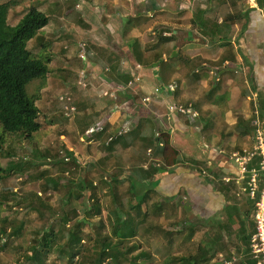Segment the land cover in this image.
I'll use <instances>...</instances> for the list:
<instances>
[{
	"label": "trees",
	"instance_id": "16d2710c",
	"mask_svg": "<svg viewBox=\"0 0 264 264\" xmlns=\"http://www.w3.org/2000/svg\"><path fill=\"white\" fill-rule=\"evenodd\" d=\"M246 1L204 0L203 3L196 2L194 5L196 19H192L191 23L195 27L198 26L203 39L209 41L207 46L211 48L219 43H225L229 48L215 63L217 68L228 60L234 62L236 54L231 42L233 35L236 34L237 39H244L250 28L251 10H246ZM255 2L264 12V0H255ZM18 4L19 2L15 0H0V246H2L1 242L4 243L0 253L7 252L11 244L20 240L21 264H146L145 261L153 254L146 248L143 249L142 244L137 243L135 239L143 229L145 232L142 236L157 235V231L149 227L145 228L149 220H155L158 213L156 211L163 208L158 205L159 197L152 186L157 176L174 170L182 162L181 154L172 145L170 134L158 132L151 118L138 117L134 127L128 132L117 129L105 118L106 120L102 121L103 126L96 130L97 133L88 134L89 141L95 143V148L101 156L86 162L81 170V174L84 172L85 177L87 174L89 178L84 187L85 192L75 188L77 187L75 174L78 173L76 170L78 167L72 170L65 163L59 164L58 168L63 169L65 174L56 179L47 177L49 189L60 195L59 203L56 202L57 206L50 208L55 225L42 224L43 226L38 230H31L35 222L33 216L40 215L34 205L37 203L41 207L50 205L45 200L39 201L32 194L21 199L11 189L5 192L7 186L4 185L7 184V180L15 175L23 176L30 168H34L32 159L37 157V150L32 147H38L39 150L45 124L56 125L57 121H60L58 118L40 121L41 112L38 104L41 101V91L46 89L47 82L54 75L55 70L61 74V80L67 78L65 77L67 69L50 68L52 54L43 46V38L39 36L40 32L53 21L52 17L32 7L21 12L18 21L13 23L10 13ZM228 6L231 11L237 13L240 22L238 30L231 16L224 17L222 22L220 20L223 16L219 14H225V10L229 9ZM141 13L139 16L127 18L125 24L123 23L124 38L132 29L152 21L153 17H145L146 12ZM121 18L124 19L123 16ZM160 29L161 40L158 44H152L155 50L149 51V53L154 51L151 57L145 54L138 40L131 39L129 47L142 68H153L156 71L158 85H169L177 71L173 65L177 57L174 53L177 38L175 40L173 37L178 32L172 31L173 37L167 38L163 34L167 27L160 26ZM188 35L191 39L192 35ZM32 41L39 42L41 46L34 45L29 48ZM98 48L100 55L97 56L100 57L93 56L92 50ZM105 49L107 48L94 46L85 52L93 64L97 63L102 70H107L112 81H116L118 86L126 89L124 92L127 95L133 94L129 86L133 77L118 75L119 60L114 62V53ZM164 57H167V61ZM189 59H184L186 61L183 71H188L196 77V70L205 60L201 56ZM179 72H182V69ZM254 73L255 68H249L247 77L252 92L247 96H253L257 92V109L263 114V93L257 91ZM69 75L73 78L72 73L69 72ZM185 75L188 77V74ZM33 82L38 87L35 93L30 94L28 87ZM80 85H83L82 82ZM75 111L67 108L64 117L69 118ZM95 117L94 114L89 120L87 118L86 126L91 121H96L93 120ZM253 121L254 117L243 123L242 131L238 133L237 138L244 140L248 137L249 129L246 128V124L252 127ZM21 142L29 144V147L20 149ZM90 149L92 150L87 147L86 155L92 158ZM21 155L31 160L26 161L24 157L20 158ZM49 156L55 159V155L48 150L45 152V157ZM148 157L152 161L145 165L140 163ZM65 162L69 161L65 159ZM212 173L215 175L213 185L228 200L225 218L217 222L211 230L214 233L213 237L205 234L199 242L195 241L189 245L187 254H178L175 250L168 249L160 264H222L224 261L219 258L220 254L230 262L234 253L239 258L236 264H259V260L251 252V239L256 229L254 202L242 197L250 206L249 221L246 217L235 229L237 206L232 207L229 202L230 194L237 199V187L233 182L224 181V174L220 169L213 170ZM47 174L44 172V176ZM133 179L141 183L140 186H135ZM85 196L87 201L81 202V198ZM7 203L9 207L15 208V212L7 211L6 214ZM104 212L107 213L105 220L102 217ZM39 218L42 219V215ZM104 222L110 224L109 232L102 229L101 225ZM86 229H89V232H86ZM49 257L53 260L51 261Z\"/></svg>",
	"mask_w": 264,
	"mask_h": 264
},
{
	"label": "crops",
	"instance_id": "0c3cea01",
	"mask_svg": "<svg viewBox=\"0 0 264 264\" xmlns=\"http://www.w3.org/2000/svg\"><path fill=\"white\" fill-rule=\"evenodd\" d=\"M149 1L156 6V4H161V1L165 0ZM193 1L195 3V0ZM182 2L181 0H174L169 6V12L178 14V12L183 11V9L185 10ZM248 5L249 4L246 3V10H251L250 28L244 39H237L238 36L234 34L231 41L235 49L236 59L233 57L235 59L234 62L228 60L219 68H217L215 63L218 62L222 54L229 50V48L225 46V43H219L210 48L207 46L209 41L206 39V44L203 41H201L202 45L199 44L201 48L195 41L189 39L190 36L188 34L192 35L195 28L191 23L192 19H196L194 6L193 9L186 10L184 14L172 16L174 19L166 16V13L164 16L159 15L161 12L155 10L153 6H150V9L145 13V17H153L152 21L146 25L132 29L129 31L126 38L123 36L124 28L121 29L122 31L117 30L119 27L118 23L113 24L111 18L108 19L104 17L102 19L105 28H110V33L113 34L112 38L108 36L107 46L105 47L107 49L105 50L114 53V62L119 60V70L117 74L131 75L133 77L132 82L138 83L139 86H141L140 82L142 81L141 78H139L140 76L136 78V81L135 76L132 75L129 68L126 72L120 70L123 57L119 55L118 52L124 53L125 58L127 56L129 57L126 58L128 62L127 67L132 65L129 64V61L132 59V63L135 64L133 66L141 69L142 67L137 63L134 56L128 55L130 52V40H138L143 46L144 52H146L145 54H149L151 57L154 51L150 53L149 51L155 50L152 44H158L161 40L160 26L167 27L163 33L167 38L173 37L172 31H174V33L178 32V34H175V37H173L175 40L177 38L176 50L174 51L177 57H175L176 60L173 64L177 71L172 77V83H169V85H158V80H156L157 83L154 82L152 84H143L142 82L141 88L144 90L142 101H144V103L147 101L146 105H143L141 101L139 102L136 98H133L132 95H124L127 94L124 92L126 89H122V87L117 85L116 81H112L111 77L106 75L109 73L107 70H102V67L97 63L95 65L100 68L99 73H103L102 76L105 77L108 81L107 83L111 85L112 88L122 89V92L118 90V95L123 94L122 100L125 105L124 107L127 109L124 110L125 116V114L122 113V109L119 108L121 110L120 117L123 119L125 117L130 127L126 126V128H123L119 123L116 124L117 121L114 122L112 117L110 118L108 115L106 119L117 129L128 132L134 127V122H136L138 117H149L153 120L158 132L170 134L173 147L181 154L182 162L180 165L168 173L157 176L152 186L159 197L158 205L163 207L161 210L159 209L156 211L158 213L152 223L162 224L163 220L168 223V229L164 231L165 235H168L165 236L166 238L164 239V242H166L165 247L168 248L171 246V248L168 249L175 250V253L178 254H187L189 245L193 244L195 241L199 242V240L203 239L205 234L213 237L214 233L211 230H213L217 222L225 218L228 200L213 185L212 182H215V175H213L212 172L213 170L220 169L224 174V178L226 176L234 178L237 175V170L232 166L230 161L231 155L236 151L251 146L250 138L257 128V120H260L264 126V113L261 114L257 109V92L253 94V96H247L248 93L252 92L251 83L247 77L249 68H255L254 79L256 85V74H258V80L260 82V86L257 85V91L263 93L264 101V85L261 82V77H264V68H262L263 62L260 61L263 56L262 54H264V12L257 6L254 7L255 9H247ZM114 7L115 5L108 7L107 11H105L103 7L100 9H103L102 11L109 16L111 15L109 9ZM229 7L230 6H228V8ZM143 13L144 12L141 14ZM187 15H189L188 19H184ZM219 15L222 16L221 14ZM116 16H118V18L122 17L117 13ZM224 17L226 16L221 18L222 21ZM119 21L122 22V20ZM185 22L188 24H185ZM179 26L183 27L179 28ZM154 31L156 32L153 33ZM197 33L199 35L197 42L199 43L203 38L199 28L196 34ZM119 35L121 38L123 37L126 39L125 46L120 49H118V45H114L115 43L113 42L117 40L116 37L120 38ZM180 41L182 43H180ZM204 49L207 51L206 53H204ZM167 50L172 49L167 48ZM194 51L196 52L193 53ZM208 52L210 55H207ZM197 56H201L205 61L198 67L195 72L196 77H194L188 71H185V73L183 67L187 59ZM184 59L186 60L184 61ZM164 60L167 61V57H164ZM196 61H198V59H196ZM59 68L62 67H57V69ZM181 69L182 72H179ZM152 71L155 70L153 69ZM185 74H188V77ZM156 75L157 74H155V76ZM132 82L129 85L130 87ZM157 89L160 90L159 93H155ZM113 94L112 96H114ZM188 101L189 104H187ZM249 107H251L252 112L247 113L246 108ZM116 108H118V105L115 104V110ZM178 108H183L185 112H179ZM112 115L115 117V114ZM253 117V126L251 127L249 124H246V128L249 129L248 137L244 140H240L237 137L238 133L242 131L243 123L250 121ZM100 156L101 154L99 153V157ZM149 161H152V159L150 158L149 160L148 157L144 158L140 163L145 165L148 164ZM133 182H135V186H140L141 184L134 179ZM230 195L231 200L229 199V204L231 203L232 207L237 206V217L234 219V223L237 224L235 229H237L239 224H242L243 219L245 220L246 217L248 219L250 206L247 203L248 201L242 198L243 196L239 195V191L236 195L237 199H235L232 194ZM213 210L214 215L209 219L199 213V211L209 213ZM149 212L151 211L149 210ZM185 215L188 216L187 219H184ZM172 225H174V228H171ZM205 225L211 226L208 227ZM175 235H180L183 238L174 239ZM184 246H186V248H184ZM219 258L223 259V263L229 262L226 261L221 254ZM234 258L239 260L236 253L232 255L231 261Z\"/></svg>",
	"mask_w": 264,
	"mask_h": 264
},
{
	"label": "rangeland",
	"instance_id": "374dc122",
	"mask_svg": "<svg viewBox=\"0 0 264 264\" xmlns=\"http://www.w3.org/2000/svg\"><path fill=\"white\" fill-rule=\"evenodd\" d=\"M15 1L19 2V4L10 13V19L13 23H16L18 21L19 14L21 12L32 7L40 9V11L47 14L50 18L52 17L53 21L46 29L40 32L39 36L43 38V46L48 48L47 51L52 54V63L50 65V68L55 69L57 67H62L67 69V73L65 74V77L67 78L64 80L60 79L61 74H58V71L55 70L54 75H52L47 82L46 89L41 91V101L38 104L41 112L40 121H48L50 119L56 118H58V120L60 121H57L56 125L45 124L46 128L39 142V150L38 147H32L37 150V157H34L32 159V161L34 162V168H30L27 174H24L23 176H13L12 179L7 180V184L4 185V187L7 186L8 188L5 189L6 193V190L11 189L14 194L21 199H25L27 198L28 194H32L33 196H36L39 201L45 200L50 205L47 207H41L38 203L34 205V207L36 206V208L40 212V215H42V219L39 218L40 215L35 214L33 216L35 222L31 227V230H38L43 226L42 224H51L53 226L56 223L52 218V210L50 208L52 206H57V203H59L58 200L60 198V195L54 190L49 189L47 177L56 179L58 176L65 174V171L63 169L58 168L59 164L65 163L72 170H75V168L78 167V169H76L78 173L75 174V181L77 184V187L75 188L85 192L86 189H84V187H86V182L89 178L87 177V174L85 177L84 172H82L81 174V170L86 162H90L92 159L99 158V151L96 150L95 143L89 142V139H87L88 134L94 135L95 133H97L96 130L103 126L104 122L102 121L105 120L104 118H106L107 115L110 116V118L112 117V120L114 122L117 121L116 124L119 123V125H121L123 128H126V126L130 127V124H128L125 117L124 119L120 117V109H122L123 114H125L124 110L127 109L126 107H124L125 105L122 100L123 94L118 95V90L122 92V89L112 88V86L107 83L108 81L105 79V77L102 76L103 73H99L100 68L96 67V64H93L91 62L89 56L86 53L87 50L91 49V47L94 46L106 47L108 36H110L111 38L113 37V34L110 33L111 29L105 28V24L103 23L102 19L104 17L108 19L111 18L113 24H119L117 30H121L124 27V22L127 20V18L139 16L141 12L148 11L150 9V6H153L155 10L161 12V14L159 15L164 16V14L166 13V16L174 19V17L172 16H179L180 14H184L186 13V10L193 9V6L196 2H199L201 4L204 0H195V3L193 0H181L183 1L182 3L185 10L183 9L184 12L181 11L178 12V14L169 12V6L174 2V0L161 1V4H156V6L149 0H69V3H67L68 0ZM246 2L250 5H248L247 9H252L257 6L254 0H247ZM112 5H115V7L109 9V13H111V15L108 16V14L104 13L102 10L105 9V11H107V8ZM102 7L103 9H100ZM116 13L123 16L124 19H122L121 17V19L118 18V16H116ZM222 16H231L232 20L234 21L236 30L240 28V22L237 19V13L231 11L230 7L229 9L225 10V14H222ZM188 17L189 15L185 16L184 19H188ZM118 19L122 20L124 24ZM220 20L222 21V19ZM185 24L188 23L185 22ZM181 27L183 26H179V28ZM149 30L151 31L150 28ZM197 30L198 28L195 27L191 39L195 41L199 47H201V41L205 42V44L207 43V41L205 39L203 40L202 38L199 43L197 42V38L199 36L198 33L196 34ZM155 32L156 31H154L153 33ZM116 39L117 40H114L113 42L115 43L114 45H118V49L125 46L126 39H124L123 37H116ZM180 43L182 42L180 41ZM34 45L37 47H39V45L41 46L39 42L32 41L29 44V48L33 47ZM99 49L100 48L92 50V53L94 54L93 56L100 55L98 52ZM203 51L204 53L207 52L205 49ZM195 52L196 51H194L193 53ZM118 54L123 57V59L120 57L123 60L120 69L122 72H126L129 68V71L132 73V75L135 76V79L140 76L139 78H141L142 80L140 82L141 86L142 82L143 84H152L154 82L157 83V75L155 76L156 71H152L153 68L138 69L133 66L135 64L132 63V59L129 61V64L132 65H129V67H127L128 62L126 61V58L129 57L127 56L125 58L124 53L118 52ZM128 55L132 57L134 56L131 49ZM207 55H210V53L208 52ZM262 55L263 56L261 57L260 61L263 62L262 68H264V54ZM69 72L73 74V78L72 75H69ZM106 75L108 76V74ZM256 78L257 85L260 86L258 74H256ZM81 82L83 85H80ZM261 82L264 85V77H261ZM141 86H139V84L136 82H132L130 88H132L133 94L131 95L139 102L141 101L143 105H146L147 101L145 103L144 101H142V98L144 97V90H142ZM37 87L38 85L33 82V84L28 87L29 93H35ZM112 94L114 96H112ZM115 104L118 105V108H116V110ZM67 108H69V110H72V108L76 110L75 112H73L74 114L71 113V116L69 118L64 117V111L66 112ZM246 110L247 113L252 112L251 107L246 108ZM94 114L96 115V117L93 118V120L95 119L96 121H91L86 126L87 118L89 120V118ZM112 114H115V117ZM79 120L81 121L80 123ZM26 147H29V144L23 142L19 144L20 149H24ZM87 147L92 148V150L90 149V152L93 155L92 158H89L88 155H86L88 151ZM48 150L51 154L55 155V159L50 156L45 157V152ZM22 157L24 156L21 155L20 158ZM24 158L26 161L31 160L28 157ZM65 159L69 162H65ZM231 163L232 166H234L232 161ZM44 172H47L48 174L44 176ZM133 184L135 185V182H133ZM84 201H87L86 196L81 198V202ZM10 204L13 205V203L11 202ZM5 206L6 214L7 211L15 212V208L13 209L12 207H9L8 203L5 204ZM199 213L209 219L214 215V210L209 213L200 211ZM106 216L107 213L104 212L102 216L104 220ZM187 217L188 216L185 215L184 219H187ZM152 221L153 220H149V224L148 226H145V228L148 229L149 227L150 229L157 231V235L155 237H152L148 234L142 236L145 232V229H143L139 232L140 234L135 239V241L139 244H142L143 249L146 248L147 250H149V253L153 254L151 258L145 261L146 264H160L162 262V257H164V254L168 252V248L165 247L166 242H164V239L166 238L165 236H168L165 235L164 232L165 229H168V223L163 220L162 224H155L151 223ZM109 225L110 224H105L104 222L101 227L102 229H105L106 232H109ZM171 228H174V225H172ZM86 232H89V229H86ZM183 232L187 233L186 231ZM178 238L183 237L180 235L174 236V239ZM4 239L6 238L4 237ZM20 243L21 241L18 240L16 243H13L9 246L7 252L0 253V264H21V260L19 259V252L20 250H22V247H19ZM158 243H160L161 245ZM150 244L152 245L151 247ZM1 245L2 246H0V248L3 247L4 243L1 242ZM184 248H186V246H184ZM49 258L51 259V261L53 260L52 257ZM140 261L142 263V260ZM48 262H50V260Z\"/></svg>",
	"mask_w": 264,
	"mask_h": 264
},
{
	"label": "built area",
	"instance_id": "2783aa9c",
	"mask_svg": "<svg viewBox=\"0 0 264 264\" xmlns=\"http://www.w3.org/2000/svg\"><path fill=\"white\" fill-rule=\"evenodd\" d=\"M160 90H156L159 93ZM75 110L74 108H72ZM178 111L185 112L183 108ZM257 120V128L251 136V146L236 151L231 155V161L237 170L234 178L225 177L224 181L234 182L239 195L254 202L255 233L251 239V252L264 264V126ZM234 258L223 264H236Z\"/></svg>",
	"mask_w": 264,
	"mask_h": 264
},
{
	"label": "water",
	"instance_id": "95a60500",
	"mask_svg": "<svg viewBox=\"0 0 264 264\" xmlns=\"http://www.w3.org/2000/svg\"><path fill=\"white\" fill-rule=\"evenodd\" d=\"M250 6V5H249Z\"/></svg>",
	"mask_w": 264,
	"mask_h": 264
}]
</instances>
